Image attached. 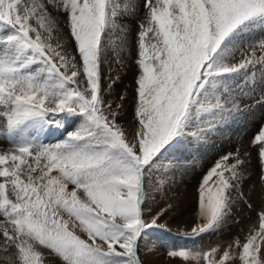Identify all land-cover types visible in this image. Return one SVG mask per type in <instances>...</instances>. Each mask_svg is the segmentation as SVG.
Wrapping results in <instances>:
<instances>
[{
    "label": "snow or ice",
    "instance_id": "snow-or-ice-1",
    "mask_svg": "<svg viewBox=\"0 0 264 264\" xmlns=\"http://www.w3.org/2000/svg\"><path fill=\"white\" fill-rule=\"evenodd\" d=\"M252 105L264 0H0V264H151L142 242L168 264H264V122L202 174L187 229L148 207ZM245 207L242 239L198 243Z\"/></svg>",
    "mask_w": 264,
    "mask_h": 264
},
{
    "label": "rangeland",
    "instance_id": "rangeland-1",
    "mask_svg": "<svg viewBox=\"0 0 264 264\" xmlns=\"http://www.w3.org/2000/svg\"><path fill=\"white\" fill-rule=\"evenodd\" d=\"M113 68L114 71L112 74L116 75L117 72H119V75L122 77V82L116 86L115 89L116 93L122 94L123 92H125V90H127L130 94L131 87L129 86L131 85V81H132L131 72L126 73L125 71L120 70L119 66L117 65H113ZM107 72H108V68L106 66L105 73L107 74ZM249 112H251V114L248 115L249 120L252 121L250 122V124L247 123V125H244L243 128H241L243 123L241 124V126H239L240 123L236 121V123H232L229 128L223 129L222 131L217 132L212 136H210V138L204 143L202 147L199 148L197 152L195 151L194 153H192V156H196L200 158V161L198 159L194 160L196 164L193 166V168L191 167L193 165L191 161H189L188 163L186 160H184L179 170L172 173L171 176L169 177V179L173 182H171L167 187L161 189V192L157 197L153 195L155 198L150 202L148 207L154 210H158L160 207H164L168 203L176 205V202L183 197L185 187H187L189 191L187 193L185 200L188 202L190 206H192V209H194L196 189L198 186V181L200 180L202 174L213 164V162L220 155L230 150H233L237 146H240L241 145L240 142L244 138V136L246 137L247 140H249L256 133L260 124L264 122V108H261L260 106L257 105H252V107L248 110L247 113ZM69 130H70V126H69ZM235 132H237V134H235ZM235 143L237 144L236 147H235ZM196 153H198L199 156H197L198 154L196 155ZM211 154L214 156V159L213 157L210 158L212 156ZM253 186L254 185L249 184L247 186V190L251 191ZM256 186H257L256 187L257 193H259L260 190L259 185ZM251 202L253 203L254 207L258 209L260 203L259 196L257 195L255 197V200L252 199ZM237 221H239V223H237ZM254 223H258V222L252 210L247 209L246 207L237 208L233 213V216L225 222L224 226L218 232L209 236H205L204 239L202 241H199L198 243H200L204 247H207L210 244L227 242L228 240L236 236H239L242 239L247 229ZM169 227L172 229V233H176L178 228L187 229V225H181L177 227L169 224ZM242 229L243 231H241ZM157 239L159 242H166V243H172L176 241L175 236L157 233L148 241V244L151 245L153 242H156ZM141 249L145 251L144 242L141 243ZM157 249L163 253L164 255L163 260H164L166 257L164 248L158 247ZM157 249L154 253L159 252ZM144 259L147 260V257L146 258L144 257ZM49 264H51L50 259H49ZM151 264H165V263L162 262L161 260L158 261L157 263L155 262Z\"/></svg>",
    "mask_w": 264,
    "mask_h": 264
},
{
    "label": "bare ground",
    "instance_id": "bare-ground-1",
    "mask_svg": "<svg viewBox=\"0 0 264 264\" xmlns=\"http://www.w3.org/2000/svg\"><path fill=\"white\" fill-rule=\"evenodd\" d=\"M249 114H251V112H249V113H247L246 115H244V116H242L241 118H239L237 121H238V123H240V125L239 126H241V124L243 123V125L241 126V128H243V126L244 125H247V123H249L250 124V122H252L251 120H249ZM247 118V119H246ZM234 123H236V122H234ZM245 123V124H244ZM239 130H240V128H239ZM235 134H237V132H235ZM234 134V135H235ZM233 137V136H232ZM234 141V140H233ZM247 142H248V140L246 139V137L244 136V138L241 140V142H240V144L241 145H246L247 144ZM238 144H239V142H238ZM236 143H235V147H236ZM212 147V146H211ZM210 148V147H209ZM235 149V148H234ZM197 152V151H196ZM194 153V152H193ZM198 153H196V155H197ZM207 155V154H206ZM212 155V154H211ZM197 156H199V154L197 155ZM203 157V156H202ZM213 157V159H214V156L212 155L210 158H212ZM215 158H217V157H215ZM195 159H198L199 161H200V158H198V157H196V156H192V154L191 155H189L185 160L189 163V161H191L192 162V168H193V166L196 164L195 163ZM202 162V161H201ZM209 162H211V161H209ZM185 167H188V166H185ZM184 168V167H183ZM177 178V177H176ZM174 179V178H173ZM173 182V181H172ZM257 186L255 185V188H256ZM188 191H189V189L187 188V187H185V190H184V193H183V197L179 200V201H177L176 202V205H174V206H176V208L178 209V211H179V214H174L173 216H172V218L171 219H169V224L170 225H173V226H181V225H187V227H188V225L191 223V218L193 219V216H192V214H193V209H192V206H190L189 204H188V202L185 200L186 199V196H187V193H188ZM257 191V190H256ZM161 192V190L160 191H156V192H154L153 193V195H155L156 197L159 195V193ZM255 197L256 196H254L253 197V199L255 200ZM155 198V197H154ZM143 250V249H142ZM158 250V249H157ZM159 251V250H158ZM142 254V257L144 258H146L147 257V260H149V261H151V263H157L158 261H161L162 260V262H164L165 264H168V261H167V258L165 257V259L163 260V258H164V255H163V253L162 252H156V253H152V254H150V255H146V252L143 250L142 252H141ZM145 255V256H144Z\"/></svg>",
    "mask_w": 264,
    "mask_h": 264
}]
</instances>
